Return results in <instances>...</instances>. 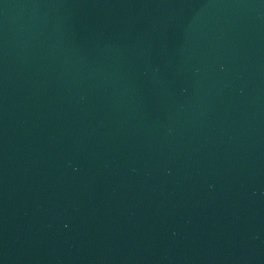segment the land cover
<instances>
[{
    "label": "water",
    "instance_id": "95a60500",
    "mask_svg": "<svg viewBox=\"0 0 264 264\" xmlns=\"http://www.w3.org/2000/svg\"><path fill=\"white\" fill-rule=\"evenodd\" d=\"M0 264H264V0H0Z\"/></svg>",
    "mask_w": 264,
    "mask_h": 264
}]
</instances>
